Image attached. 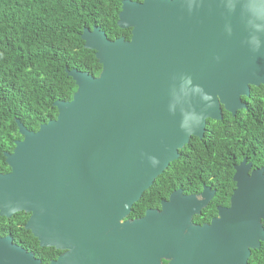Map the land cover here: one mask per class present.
<instances>
[{
    "label": "water",
    "instance_id": "obj_1",
    "mask_svg": "<svg viewBox=\"0 0 264 264\" xmlns=\"http://www.w3.org/2000/svg\"><path fill=\"white\" fill-rule=\"evenodd\" d=\"M116 24L129 39L81 32L101 70L65 68L77 88L53 102L55 118L37 130L16 119L0 215L31 212L25 229L39 246L63 250L48 264H246L264 241V173L245 159L230 205L217 208L228 212L208 227L181 236L175 212L200 211L204 192L177 190L160 210L127 216L206 119L245 108L242 96L264 84V0H122ZM0 264L41 260L0 237Z\"/></svg>",
    "mask_w": 264,
    "mask_h": 264
},
{
    "label": "trees",
    "instance_id": "obj_2",
    "mask_svg": "<svg viewBox=\"0 0 264 264\" xmlns=\"http://www.w3.org/2000/svg\"><path fill=\"white\" fill-rule=\"evenodd\" d=\"M139 1V0H137ZM122 0H0V172L9 171L4 151L11 152L21 139L16 119L29 130L57 115L55 100H69L77 86L65 68H77L97 76L101 64L95 51L84 47L80 34L85 27L99 25L109 39L130 37L129 28L116 21ZM246 107L234 115L222 110V119H207L206 138L179 149L180 156L154 180L131 206L134 211L157 207L169 185H180L208 166L230 184L232 163L248 155L264 164V84L251 86L242 96ZM260 148L262 152H260ZM30 245L41 264H48L52 247H40L31 235ZM246 264H264V242L252 249Z\"/></svg>",
    "mask_w": 264,
    "mask_h": 264
},
{
    "label": "flooded vegetation",
    "instance_id": "obj_3",
    "mask_svg": "<svg viewBox=\"0 0 264 264\" xmlns=\"http://www.w3.org/2000/svg\"><path fill=\"white\" fill-rule=\"evenodd\" d=\"M133 1H137V0H133ZM206 135L208 136L207 129H206V123H205V130H204L203 136L200 138L197 136H191L189 139V142L186 144H189L192 138H194L195 143L198 144L201 141H203V138H206ZM183 147L180 149H183ZM260 152H262L261 148H260ZM179 156H180V152H179ZM255 158H257L256 161H258L260 160L261 157L257 156L256 154ZM243 159H245V164H250L248 172H250L253 169L263 168V173H264V164H261V163L259 164V162L257 163L256 161L252 160L250 157H248V155H244L242 159H240L238 162L232 163L233 172L231 175V181L233 182V184L227 185V184L219 183L220 178L216 176L213 173L212 168L208 166L206 170L200 169L199 171H197L196 173L197 176H194L192 179L187 178V179L181 180L180 185H169L171 187L170 191L167 193L166 196H163L160 198L159 204L157 207L145 208L143 211H134L135 213L132 217H129L131 213L130 211L127 218L129 219L141 218L143 217L147 209L155 208V209L160 210L161 202L169 200L170 194L177 190H179L180 194L183 196L184 195L185 196L199 195V194H202V192H204L202 198L206 200V204L200 208V211H175V212H177V214L180 213L184 216L183 222L180 224V227H181L180 235L181 236H188L194 230V229H191L192 227L201 229L202 227L210 226L214 220L221 217V212L223 213V215L228 212V211H221V212L217 211V208L218 207H228L230 205V197L233 192V189L235 188V181L232 178L233 173L235 171L234 166L239 164ZM2 173H5V172H2ZM30 214L31 212L16 211L8 217L0 215V237L1 238L9 237L12 244L16 246H21L23 248H25L23 244L30 245V243L28 242L30 240L29 234L31 235V241H32V237L34 236L31 234V232L28 229H25V224ZM173 219L175 218L173 217ZM221 235L222 237L228 238L230 234L228 231L224 229V231L220 233V236ZM62 252L63 250L54 248L49 262L51 260L56 259ZM169 260L170 258L161 259V264H168Z\"/></svg>",
    "mask_w": 264,
    "mask_h": 264
},
{
    "label": "clouds",
    "instance_id": "obj_4",
    "mask_svg": "<svg viewBox=\"0 0 264 264\" xmlns=\"http://www.w3.org/2000/svg\"><path fill=\"white\" fill-rule=\"evenodd\" d=\"M153 159V163H155V159L154 158H152Z\"/></svg>",
    "mask_w": 264,
    "mask_h": 264
}]
</instances>
